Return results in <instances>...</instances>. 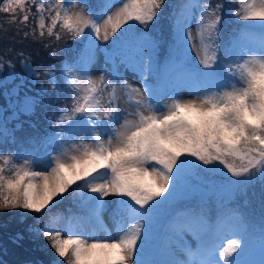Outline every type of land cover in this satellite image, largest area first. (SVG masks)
I'll list each match as a JSON object with an SVG mask.
<instances>
[{
  "label": "snow or ice",
  "instance_id": "obj_1",
  "mask_svg": "<svg viewBox=\"0 0 264 264\" xmlns=\"http://www.w3.org/2000/svg\"><path fill=\"white\" fill-rule=\"evenodd\" d=\"M165 5L0 0V14L27 28L25 38L59 42L63 33L81 45L60 69L64 89L53 69L43 73L72 96L53 129L0 151V210L49 215L65 200L75 206L38 232L66 264H264V219L257 228L232 206L264 186V23H254L264 22V0H240L243 11L225 0H183L161 58L150 26ZM226 8L237 24L229 41ZM99 54L105 67L94 77ZM19 56L28 76L39 75ZM5 62L14 67L0 58V70ZM125 89L135 96L131 110L120 107ZM15 116L0 123V144L16 143L7 127Z\"/></svg>",
  "mask_w": 264,
  "mask_h": 264
},
{
  "label": "trees",
  "instance_id": "obj_2",
  "mask_svg": "<svg viewBox=\"0 0 264 264\" xmlns=\"http://www.w3.org/2000/svg\"><path fill=\"white\" fill-rule=\"evenodd\" d=\"M92 2L97 3L99 0H92ZM182 2L183 0H166L158 21L150 26L153 35L161 40V58L167 55L168 45L171 42L170 17ZM215 2L216 0H213V3ZM225 3L235 11H243L240 0H225ZM223 16L222 36L224 41H229L235 36L237 24L234 20L230 21L228 8L225 9ZM10 26L9 36H4V39L0 41L5 44L1 45L3 49L2 52L0 51V58L5 61L11 60L14 65V67H9L5 62L3 69L0 70V110H2L0 111V123L12 117L13 112L16 113L15 118L8 120L7 123L8 129L14 130L16 143L9 141L6 144H0V151L4 155H7L9 151L17 152L20 142H25L27 146L26 142L29 138L43 137L53 129L59 110L65 104L71 105V92H62L52 88L50 80L43 73L47 69H53L60 89H64L66 84L60 76V69L63 62L75 57L81 47L63 33L64 38L59 42L47 37L40 41L31 36L25 38L23 33L28 29L23 25L10 24ZM32 26L33 22L30 20L29 28ZM18 28L21 31L18 32ZM80 39L83 40V37ZM45 44H49L50 47H45ZM52 51H55L54 56L49 55ZM21 52L39 75L24 76L27 70L19 56ZM10 73L14 74L11 79H9ZM15 87L16 92L13 93ZM41 87L47 91L41 92ZM26 96L35 101L34 104L30 103L31 107L27 112L20 108ZM13 103L17 104L12 105ZM232 206L238 207L258 228L261 220L264 219V186L259 182L250 186L246 193L237 195L232 201ZM70 208L76 211L71 200H65L56 204L49 215L25 213L24 211L19 214H0V264H33L30 262L33 260H26L22 253L29 251L32 254L44 250L46 247L38 232L43 230L45 225L50 224L53 218L67 215ZM37 217L40 219L37 220ZM9 258L13 260L9 261ZM33 258H37L35 260L37 264H51L46 261L45 257L34 256ZM59 264H66V261Z\"/></svg>",
  "mask_w": 264,
  "mask_h": 264
},
{
  "label": "rangeland",
  "instance_id": "obj_3",
  "mask_svg": "<svg viewBox=\"0 0 264 264\" xmlns=\"http://www.w3.org/2000/svg\"><path fill=\"white\" fill-rule=\"evenodd\" d=\"M8 20H9V17L6 15V14H0V41L2 39H4V36H9L8 35V31L10 30L11 31V26H10V23H8ZM254 23H264V22H254ZM127 27V26H125ZM123 31V29L121 30ZM257 32L260 31V29H256ZM194 34H195V27H194ZM119 35V34H118ZM101 44H103L104 42H99ZM109 44L111 43L110 41L108 42ZM1 45H5L3 43L0 42V51L2 52V49L3 47ZM2 54V53H1ZM193 61L195 62L196 60V57L195 55H193L192 57ZM104 57H103V54H99L98 55V63L95 65L94 67V70H93V76L94 77H98L100 75V72L102 71V69L105 67L104 63ZM121 71L123 72V74L125 75V77H127L128 80L132 81L134 83V85L136 86H139L140 84V81L139 79L137 78L136 74L133 73L131 70L129 69H121ZM25 77L28 76L27 75V72L25 73L24 75ZM12 78V75H9V79ZM25 79V78H23ZM16 89V87L14 88ZM118 95L120 97V107L121 108H129L130 110L132 108H134V105H132L130 102L132 100L135 99V96L134 95H130L127 90H119L118 91ZM17 103H13L12 105H15ZM30 103L26 102V100H24L23 104L20 105V108L27 112L29 109H30ZM35 168L36 170H43V165L42 164H36L35 165ZM8 175H11V173H6ZM24 210H20V209H16V210H0V214H11V213H17L19 214L20 212H22ZM33 214V213H32ZM111 227V225H110ZM40 237L41 239L43 240L44 244L45 245V249L42 250L41 252H34V253H30L29 251H27V253H22L23 257H25L26 260H29V259H32L33 261H30L31 263L33 264H37V262H35V260L37 258H33L34 256H41V257H45L47 258L46 261H49V262H53V261H59V263H63L64 262V259L63 258H59L58 255L55 253L54 249H52L50 247V241L47 240L46 237H44L42 234H40ZM11 239V238H10ZM224 243L226 244L227 243V240L225 239ZM42 245V246H43ZM24 250V249H23ZM21 255V256H22ZM30 256V257H28ZM13 260V258H9V261ZM39 264V263H38Z\"/></svg>",
  "mask_w": 264,
  "mask_h": 264
}]
</instances>
